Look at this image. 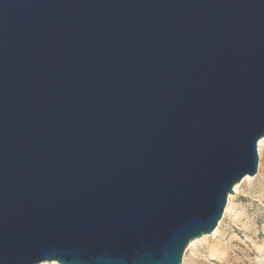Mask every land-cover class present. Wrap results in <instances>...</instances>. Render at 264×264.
Returning a JSON list of instances; mask_svg holds the SVG:
<instances>
[{"label":"water","instance_id":"obj_1","mask_svg":"<svg viewBox=\"0 0 264 264\" xmlns=\"http://www.w3.org/2000/svg\"><path fill=\"white\" fill-rule=\"evenodd\" d=\"M263 137L264 0H0V264H181Z\"/></svg>","mask_w":264,"mask_h":264},{"label":"rangeland","instance_id":"obj_2","mask_svg":"<svg viewBox=\"0 0 264 264\" xmlns=\"http://www.w3.org/2000/svg\"><path fill=\"white\" fill-rule=\"evenodd\" d=\"M257 153V174L235 186L215 233L191 242L181 264H264V142Z\"/></svg>","mask_w":264,"mask_h":264},{"label":"bare ground","instance_id":"obj_3","mask_svg":"<svg viewBox=\"0 0 264 264\" xmlns=\"http://www.w3.org/2000/svg\"><path fill=\"white\" fill-rule=\"evenodd\" d=\"M263 142H264V137L258 141V143H257L258 146H260ZM235 191H236V187H234V192H235ZM214 233H215V231L213 232V234H214ZM213 234H212V235H213ZM193 243H194V242H192V243L190 244V246L193 245Z\"/></svg>","mask_w":264,"mask_h":264}]
</instances>
